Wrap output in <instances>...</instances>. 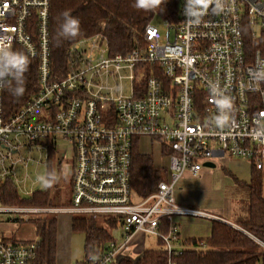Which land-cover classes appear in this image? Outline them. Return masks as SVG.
Returning <instances> with one entry per match:
<instances>
[{
  "label": "built area",
  "instance_id": "2783aa9c",
  "mask_svg": "<svg viewBox=\"0 0 264 264\" xmlns=\"http://www.w3.org/2000/svg\"><path fill=\"white\" fill-rule=\"evenodd\" d=\"M167 1V12L155 10L145 25L141 44L111 54L103 34L83 36L68 50L66 75L54 79L51 0H0V47L17 44L36 59L39 84L7 120L0 89V184L9 179L29 197L44 189L32 174L47 167L50 150L60 162L71 161L69 204H0V217L16 224L59 214L114 220L107 229L119 226L122 242L111 236L93 244L83 264H116L139 233L162 239L170 255L178 243L175 217L213 218L177 204L174 186L185 172L197 176L203 161L225 155L256 169L264 162V140L253 135L264 125V84L247 88L250 72L264 61V0H219V14L211 12L215 0H205L209 11L199 24L185 20L184 0ZM213 82L232 102L223 127L216 125ZM141 138L161 144L169 163L147 197H136L130 185L132 148ZM39 242L0 233V264H30Z\"/></svg>",
  "mask_w": 264,
  "mask_h": 264
},
{
  "label": "trees",
  "instance_id": "16d2710c",
  "mask_svg": "<svg viewBox=\"0 0 264 264\" xmlns=\"http://www.w3.org/2000/svg\"><path fill=\"white\" fill-rule=\"evenodd\" d=\"M136 0H51L50 4V68L54 79L63 78L67 71L68 50L83 36L95 33L103 34L107 39L109 53L125 54L135 43H142L145 25L151 20L155 10L167 12L170 4L161 0L152 10L139 9ZM70 12L80 22L78 34L63 39L57 44V34L61 13ZM11 49L18 50L28 57L29 64L24 73V92L15 97L7 90H2V117L4 120L13 116L27 103L38 89L37 61L30 58L17 44ZM53 153L48 155L47 172H52ZM162 176L155 166L152 156L139 150L134 142L130 165V185L139 197H147L155 192ZM249 189L248 218L238 220L237 227L220 221H213L211 234L202 240L189 239L177 242L185 247L177 248L170 255L164 248L162 239L159 246L145 249L137 258L121 257L116 264H264V198L262 195V176L259 169L252 166L250 181L245 184ZM49 188L35 191L29 197H21L13 182L6 179L0 184V204L2 205H67L69 200H54ZM99 220L73 216V232L84 234V257L95 243L109 240L111 235ZM105 226L115 224L114 220L102 218ZM40 240L36 256L30 264H55L57 218L43 216L30 220ZM161 231H167V221L162 220ZM84 259L78 264H83Z\"/></svg>",
  "mask_w": 264,
  "mask_h": 264
},
{
  "label": "crops",
  "instance_id": "0c3cea01",
  "mask_svg": "<svg viewBox=\"0 0 264 264\" xmlns=\"http://www.w3.org/2000/svg\"><path fill=\"white\" fill-rule=\"evenodd\" d=\"M143 139H147L149 143L151 142L149 138H141L138 141V146ZM156 144L159 153L167 161L168 165V158L165 155L164 148L161 144L157 142ZM139 150L143 153H149L142 151L140 148ZM149 154L152 156L151 153ZM152 159L155 166L158 167L153 157ZM210 161L215 164L214 167L203 165L201 172L197 176H192L190 172H185L174 186V197L177 204L205 211L213 216V218L199 216L175 217L177 239L180 241L208 238L211 234L213 221H220L237 227L236 222L238 220H246L248 218L250 192L245 184L250 181L252 166L247 160L227 155L221 158L213 157ZM167 169L168 167L165 169V174ZM263 169L264 163L262 168L259 169L261 176ZM262 195L264 198L263 179ZM135 196L139 197L136 194ZM61 216L64 217L60 222L57 219L55 264H78L84 259V234L78 232L83 235V243L79 244L81 238L79 236L76 237L71 228L72 217L69 214H62ZM162 232L166 233L167 231ZM76 239H78V243ZM257 242L259 243V240ZM182 247L185 246L179 243L176 245V248Z\"/></svg>",
  "mask_w": 264,
  "mask_h": 264
},
{
  "label": "clouds",
  "instance_id": "9594fccd",
  "mask_svg": "<svg viewBox=\"0 0 264 264\" xmlns=\"http://www.w3.org/2000/svg\"><path fill=\"white\" fill-rule=\"evenodd\" d=\"M160 0H136V7L143 10H152L158 7ZM185 20L191 24H199L209 11V5L205 0H184ZM224 11V6L219 0L212 4L211 12L219 14ZM80 28L79 20L70 12L61 13L57 44L63 39L75 37ZM29 64L28 57L24 53L11 48L0 47V89L7 90L11 95L20 97L24 92V73ZM264 84V61L258 62L250 72L247 88L249 91H257ZM209 93L212 96L217 110L216 125L223 127L228 123V116L232 111L231 98L225 95V90L218 83L209 85ZM253 135L264 140V125L253 130ZM44 188L52 187L59 180L54 172H45L38 178Z\"/></svg>",
  "mask_w": 264,
  "mask_h": 264
},
{
  "label": "rangeland",
  "instance_id": "374dc122",
  "mask_svg": "<svg viewBox=\"0 0 264 264\" xmlns=\"http://www.w3.org/2000/svg\"><path fill=\"white\" fill-rule=\"evenodd\" d=\"M161 16V14H160ZM155 23H160L161 19L157 16H155L154 19ZM150 140V139H149ZM143 139L142 142L139 144V148L142 151H147L152 154V157L154 158L156 164L158 165L162 179L166 178L165 169L168 167L167 161L163 159L162 155L159 153L158 148L156 147L157 141ZM147 142V144H145ZM158 143V142H157ZM54 156L52 159V172L56 173L59 176L58 182H56L50 189V193L52 196H54V200H64L67 201L70 199V185H71V178H70V172H71V161L68 159L67 161H64L62 164L58 163V155L59 153L53 151ZM68 155V154H67ZM264 163V162H263ZM34 165H30V168ZM29 168V169H30ZM46 172V167L43 165H40L36 168L35 172L32 174L33 178H37L38 175L42 176ZM262 179H263V185H264V169L262 171ZM40 186L42 184L40 183ZM62 214L57 215L58 222L62 220L64 216H61ZM73 217L72 215H70ZM105 228V224H103L100 219H98ZM238 228V227H237ZM109 234L117 240L118 243L122 242L121 237V229L120 227H112L109 229ZM0 233L5 236H12L15 239L19 240H31L38 238V234L36 232V227L32 222H26L21 224H16L13 222H6L4 221L3 217H0ZM76 237L79 236L81 240L79 241V244L81 242L83 243V235L81 233L74 232ZM159 238L153 237V236H147L143 233H139L134 237V239L130 242L129 248H127L124 251V255L127 257H130L132 259L137 258L145 249L147 248H153L159 246L158 242ZM181 239V238H180ZM77 243H78V239ZM178 244V243H177ZM176 244V245H177ZM81 247V245H80ZM82 250V249H81Z\"/></svg>",
  "mask_w": 264,
  "mask_h": 264
},
{
  "label": "water",
  "instance_id": "95a60500",
  "mask_svg": "<svg viewBox=\"0 0 264 264\" xmlns=\"http://www.w3.org/2000/svg\"><path fill=\"white\" fill-rule=\"evenodd\" d=\"M203 165L204 166H207V167H214L215 164L213 162H211L210 160H208V161H205L203 163Z\"/></svg>",
  "mask_w": 264,
  "mask_h": 264
},
{
  "label": "flooded vegetation",
  "instance_id": "af4514ba",
  "mask_svg": "<svg viewBox=\"0 0 264 264\" xmlns=\"http://www.w3.org/2000/svg\"><path fill=\"white\" fill-rule=\"evenodd\" d=\"M52 153H53V151H52ZM53 156H54V154H53ZM58 163L62 164V162H60V160H59V159H58Z\"/></svg>",
  "mask_w": 264,
  "mask_h": 264
}]
</instances>
